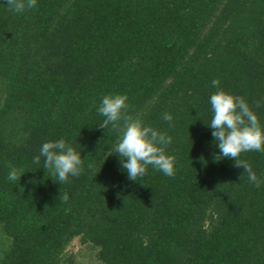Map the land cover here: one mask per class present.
Segmentation results:
<instances>
[{
  "label": "trees",
  "instance_id": "1",
  "mask_svg": "<svg viewBox=\"0 0 264 264\" xmlns=\"http://www.w3.org/2000/svg\"><path fill=\"white\" fill-rule=\"evenodd\" d=\"M220 90L264 128V0H37L20 13L0 0V264H68L76 238L98 264H264V153L241 156L259 188L214 161ZM117 94L172 137L175 176L128 179L112 154L122 132L99 127ZM60 139L84 161L63 184L33 164Z\"/></svg>",
  "mask_w": 264,
  "mask_h": 264
},
{
  "label": "clouds",
  "instance_id": "2",
  "mask_svg": "<svg viewBox=\"0 0 264 264\" xmlns=\"http://www.w3.org/2000/svg\"><path fill=\"white\" fill-rule=\"evenodd\" d=\"M6 3L17 13L37 7V0H6ZM219 84L218 79L212 81L213 87ZM127 100L126 95H107L102 98L98 108L99 114L105 117L99 127L107 129L111 125L113 129L122 132L112 154H118L121 167L126 170L131 181L143 179L149 166L166 176H175V157L166 154L172 137L128 115L130 106ZM210 105L213 117L208 126L212 129V136L219 149V154H214V161L219 162L225 158L234 160L233 166L242 168L249 182L259 188L261 181L257 174L251 164L241 158L247 152L264 153V128L257 115L243 96H234L223 90L210 96ZM260 106L258 101L256 107ZM163 119L172 121L173 117L165 113ZM41 157L44 158L43 168L52 171L54 182L68 183L70 177H79L82 173L84 161L81 154L63 139L43 143L39 154L33 158V164H39ZM23 174L11 168L7 179L20 181ZM67 199L68 196L64 195L63 200Z\"/></svg>",
  "mask_w": 264,
  "mask_h": 264
},
{
  "label": "rangeland",
  "instance_id": "3",
  "mask_svg": "<svg viewBox=\"0 0 264 264\" xmlns=\"http://www.w3.org/2000/svg\"><path fill=\"white\" fill-rule=\"evenodd\" d=\"M66 256L69 257L68 264H98L94 251L88 245L82 244L78 238L69 245Z\"/></svg>",
  "mask_w": 264,
  "mask_h": 264
}]
</instances>
